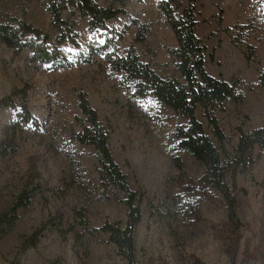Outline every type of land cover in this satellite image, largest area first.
Instances as JSON below:
<instances>
[{
	"label": "rangeland",
	"instance_id": "obj_1",
	"mask_svg": "<svg viewBox=\"0 0 264 264\" xmlns=\"http://www.w3.org/2000/svg\"><path fill=\"white\" fill-rule=\"evenodd\" d=\"M95 1L104 7L114 5L126 10L108 23L110 29L123 30L122 49L135 47L162 77L179 75L169 52L176 45V36L156 0ZM48 2L0 0V21L19 18L56 36ZM196 2V31L205 47L207 73L243 82V102L228 101L225 111L218 114L230 149L238 141V126L258 128L264 124V89L258 85L259 70L264 64V25L257 21L255 27L241 30L254 15L255 0ZM140 24L148 28L143 43L135 41ZM77 29L81 47L63 44L61 49L67 58L79 50L87 51L88 42L95 39L84 20ZM26 85L30 89L28 108L40 127L18 129L15 151L0 154V216L34 182L44 184L45 196L37 193L30 207L19 211L16 225L0 239V264H126L106 235L94 236L77 226L65 235L45 230L36 247L24 249L27 237L50 217L63 214L72 224L75 209H82L91 221L90 227L126 221V206L118 199H106L98 186L100 163L96 149L72 139L73 132L79 129L77 118H82L78 100L84 92L108 126L109 147L129 177V185L147 193L142 221L136 230L140 264H264V155L249 174L239 178L247 194L238 199V226L231 223L225 203L215 193L199 202L198 213L189 211L187 219L181 215L174 220L171 215L152 217L156 207L165 211L167 205L178 204L182 186L197 182L204 172L202 163L178 150L169 138L180 122L174 111L162 107L151 96L132 100L121 89L117 74L100 57L91 63L53 68L33 62L30 50L17 53L0 43V99ZM198 117L203 120L200 113ZM15 118L16 110L0 108V142L8 139ZM73 181L78 185L74 184L69 196L59 197L58 188ZM77 233L83 238L79 240Z\"/></svg>",
	"mask_w": 264,
	"mask_h": 264
},
{
	"label": "trees",
	"instance_id": "obj_2",
	"mask_svg": "<svg viewBox=\"0 0 264 264\" xmlns=\"http://www.w3.org/2000/svg\"><path fill=\"white\" fill-rule=\"evenodd\" d=\"M124 2L127 0H114ZM141 1V0H138ZM162 17L165 18L176 36V45L169 52L175 61L178 76L162 77L141 58L135 47H120L123 30L109 28L108 23L125 14L126 10L114 5L104 7L95 0H49L48 12L56 36L38 30L27 21L11 17L0 21V43L17 53L31 51V60L37 64L51 65L53 68H69L77 63H91L100 57L109 70L118 76L122 90L134 101L153 97L162 107L172 109L180 122L172 129L169 138L181 152L190 153L195 160L204 166L202 177L195 183L183 185L178 194V204L161 211L156 207L150 216L162 218L178 215L187 219L188 213L199 211V202L217 194L225 203L231 223L237 226L240 219L237 215L238 199L246 195V188L239 185V178L249 174L259 158L264 155V124L258 128L238 126V141L228 148L227 136L223 131L218 114L224 112L228 101L243 102L242 80L215 77L207 73L204 50L197 33L199 10L196 0H156ZM68 14V15H67ZM67 15V17L65 16ZM84 20L87 29L95 34L93 41L88 42L87 51H78L67 58L63 44L70 43L80 48V36L77 29ZM134 24L138 22L132 18ZM264 25V0H255L254 15L243 27H255V23ZM141 27V28H140ZM135 41L144 42L147 26L140 24ZM241 34V33H240ZM249 58V56H248ZM258 85L264 89V64L259 70ZM29 86L17 89L12 95L0 99V108L16 110L8 139L0 142V154L16 149L15 134L18 129L32 125L39 128V122L28 108ZM78 106L82 118L79 129L72 134L73 141L85 146H92L98 154V186L106 199H118L126 206V221L105 222L99 227H90L82 209H75L74 222L68 224L66 217H50L45 224L24 242V249L36 247L45 230H54L61 235L74 232L76 226L82 232L92 235H106L107 242L113 244L117 254L126 264H140L135 247L136 230L141 223L147 193L134 190L129 185V177L117 163L109 147V129L100 119L97 110L91 106L87 93H80ZM201 114L203 120L198 117ZM181 167V166H180ZM36 177L42 179L41 174ZM75 183H68L58 188L59 197L67 198ZM44 184L35 183L33 187L23 189L9 210L0 216V239L16 224L19 211L27 210L37 193L44 194ZM121 192L123 198L119 197ZM84 210V209H83ZM78 239L83 236L77 233Z\"/></svg>",
	"mask_w": 264,
	"mask_h": 264
}]
</instances>
